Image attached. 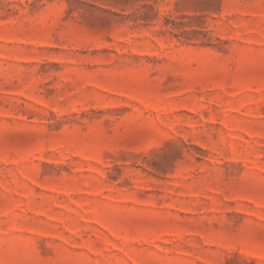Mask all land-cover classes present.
<instances>
[{"label": "rangeland", "instance_id": "rangeland-1", "mask_svg": "<svg viewBox=\"0 0 264 264\" xmlns=\"http://www.w3.org/2000/svg\"><path fill=\"white\" fill-rule=\"evenodd\" d=\"M0 264H264V0H0Z\"/></svg>", "mask_w": 264, "mask_h": 264}]
</instances>
